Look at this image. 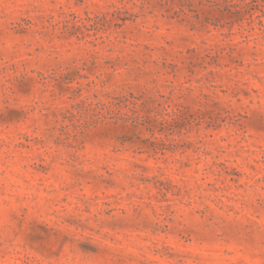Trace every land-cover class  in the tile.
<instances>
[{"label":"rangeland","instance_id":"1","mask_svg":"<svg viewBox=\"0 0 264 264\" xmlns=\"http://www.w3.org/2000/svg\"><path fill=\"white\" fill-rule=\"evenodd\" d=\"M0 264H264V0H0Z\"/></svg>","mask_w":264,"mask_h":264}]
</instances>
